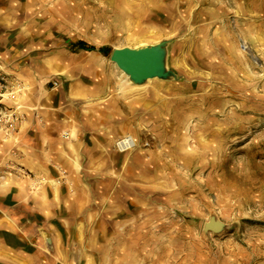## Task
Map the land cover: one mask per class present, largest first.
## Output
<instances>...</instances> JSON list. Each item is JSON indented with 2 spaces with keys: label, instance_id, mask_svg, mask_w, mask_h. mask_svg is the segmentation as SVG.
I'll return each instance as SVG.
<instances>
[{
  "label": "crops",
  "instance_id": "0c3cea01",
  "mask_svg": "<svg viewBox=\"0 0 264 264\" xmlns=\"http://www.w3.org/2000/svg\"><path fill=\"white\" fill-rule=\"evenodd\" d=\"M124 1L0 0V68L22 88L8 100L18 131L0 133V264H173L148 197L168 174L187 182L191 97L157 95L170 87L159 82L142 95L103 53L109 18L121 24L111 5ZM125 132L136 145L120 153ZM235 261L231 251L224 264ZM249 264H264V235L249 241Z\"/></svg>",
  "mask_w": 264,
  "mask_h": 264
},
{
  "label": "rangeland",
  "instance_id": "374dc122",
  "mask_svg": "<svg viewBox=\"0 0 264 264\" xmlns=\"http://www.w3.org/2000/svg\"><path fill=\"white\" fill-rule=\"evenodd\" d=\"M139 3L125 0L111 5L120 7L121 24L119 17L109 18L114 37L101 47H107L103 53L129 85L142 89L140 94L153 95L147 88L154 90L159 82L170 87L158 89L157 95L191 97L185 153L192 159L187 182L168 174L158 180L155 195L148 197L158 205L156 224L167 226L164 230L173 235L168 238L174 251L172 262L213 264L220 252L224 264L232 251L238 253L236 264H249V241L264 235V0ZM115 25L120 29L116 31ZM162 42L167 69L172 71L168 77L136 82L112 60L118 47ZM90 46L95 47L91 51H101ZM63 83L55 76L50 86ZM230 123L235 124L231 132L221 131L230 129ZM124 135L130 134L118 138ZM116 141L117 152L135 148L120 151ZM216 143L223 146L215 147ZM174 150L176 158L182 149ZM24 174L35 179L37 186L47 182L30 171ZM187 186L189 194H174ZM212 216L223 221L220 231L205 230Z\"/></svg>",
  "mask_w": 264,
  "mask_h": 264
},
{
  "label": "water",
  "instance_id": "95a60500",
  "mask_svg": "<svg viewBox=\"0 0 264 264\" xmlns=\"http://www.w3.org/2000/svg\"><path fill=\"white\" fill-rule=\"evenodd\" d=\"M112 60L136 82L152 77H168L165 42L142 47L124 46L113 50ZM223 221L212 216L205 223V230L220 231Z\"/></svg>",
  "mask_w": 264,
  "mask_h": 264
},
{
  "label": "built area",
  "instance_id": "2783aa9c",
  "mask_svg": "<svg viewBox=\"0 0 264 264\" xmlns=\"http://www.w3.org/2000/svg\"><path fill=\"white\" fill-rule=\"evenodd\" d=\"M21 89V84L15 85L10 74L0 68V133L5 137H10L18 131L21 120L19 107L9 105L8 100L16 97ZM129 140L132 144L127 146ZM116 146L120 151H128L135 146V140L132 135H124L117 139Z\"/></svg>",
  "mask_w": 264,
  "mask_h": 264
},
{
  "label": "bare ground",
  "instance_id": "6f19581e",
  "mask_svg": "<svg viewBox=\"0 0 264 264\" xmlns=\"http://www.w3.org/2000/svg\"><path fill=\"white\" fill-rule=\"evenodd\" d=\"M114 27H115V30H116V31H117L118 29H120V28H119L118 26H116V25H115ZM130 143L132 144V142L129 140V141L127 142V144H126V145H127V146H129V145H130Z\"/></svg>",
  "mask_w": 264,
  "mask_h": 264
},
{
  "label": "trees",
  "instance_id": "16d2710c",
  "mask_svg": "<svg viewBox=\"0 0 264 264\" xmlns=\"http://www.w3.org/2000/svg\"><path fill=\"white\" fill-rule=\"evenodd\" d=\"M89 48H95V47H93V46H88ZM101 50H103V51H107V47H103V48H101Z\"/></svg>",
  "mask_w": 264,
  "mask_h": 264
}]
</instances>
